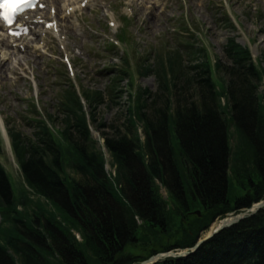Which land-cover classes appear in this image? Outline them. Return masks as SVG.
Segmentation results:
<instances>
[{
	"label": "trees",
	"instance_id": "16d2710c",
	"mask_svg": "<svg viewBox=\"0 0 264 264\" xmlns=\"http://www.w3.org/2000/svg\"><path fill=\"white\" fill-rule=\"evenodd\" d=\"M195 39L165 46L153 63L127 53L105 91L79 96L65 83L52 113L31 107L30 136L9 128L23 183L0 162V264H141L193 248L215 220L264 200V68L235 39L215 63ZM135 74L155 77V100L131 93L125 130L112 128L99 148L88 116L94 123L120 100L125 80L133 89ZM234 189L245 194L232 204ZM156 264H264V209L195 254Z\"/></svg>",
	"mask_w": 264,
	"mask_h": 264
},
{
	"label": "rangeland",
	"instance_id": "374dc122",
	"mask_svg": "<svg viewBox=\"0 0 264 264\" xmlns=\"http://www.w3.org/2000/svg\"><path fill=\"white\" fill-rule=\"evenodd\" d=\"M60 2L61 7L69 5V0ZM71 5L76 9L78 4ZM63 12L64 8L58 16L63 33L48 34L43 37L44 44L39 38L27 42L25 50L11 52L12 43L4 41L5 45H9L6 49L9 52L8 61H0V65L4 66L3 69L0 67V161L17 185L23 183V178L11 149L8 126L30 136L33 131L27 121L32 105L41 113H52L61 85L68 83L69 79L73 80L79 91H105L110 82L109 69L119 65L124 55L122 48H108L109 43L117 44V34L124 19L128 20L124 22L128 25L127 36L132 44L130 53L133 63L149 55L150 63H153L159 50L165 46H179L185 42V38L192 37L198 41V47L202 45L208 50L213 61L217 57L224 61L223 46L230 38H235L250 48L254 60L264 68V0H96L87 8L76 11L70 18L64 19ZM226 13L231 19L230 23L227 22L230 19ZM111 24L115 27H110ZM28 45L31 47L27 48ZM66 57L70 62L67 66L64 64ZM129 84V80L123 83L120 100H115L109 106H100L96 113L91 135L99 148L104 146L106 136L112 135V128L125 130L123 124L127 118L131 93L137 89H147L151 93L149 104L155 100L154 95L158 91L155 77H136V89H132ZM258 94H264L263 85L259 87ZM155 107L158 108V103ZM100 125H104L103 128ZM139 132L144 140L141 125ZM103 152L107 161L106 169L113 176L115 168L110 155L105 148ZM159 187L163 198L168 203L172 202L169 191L160 183ZM244 194V191L234 189L229 200L233 204L236 198ZM263 201L232 213L240 214ZM192 208L189 214L199 211L201 217V211ZM220 220H215L209 230L201 234V239H205L213 227L219 226ZM77 239L81 241L79 235ZM183 251L171 252L178 254Z\"/></svg>",
	"mask_w": 264,
	"mask_h": 264
},
{
	"label": "water",
	"instance_id": "95a60500",
	"mask_svg": "<svg viewBox=\"0 0 264 264\" xmlns=\"http://www.w3.org/2000/svg\"><path fill=\"white\" fill-rule=\"evenodd\" d=\"M264 208V201L254 205L251 209H247L243 212L237 213V214H228L227 218L229 217H233L234 220L228 224L222 223L224 222V220L221 221L219 227L212 233V235H210L208 238L202 239L200 240L193 248L191 249H186L181 253H174V252H170V253H165V254H158L154 257H151L149 260L141 263V264H155L157 263L159 260L163 259V258H168V257H172V258H178V257H188L191 256L193 254H195L199 248L205 244L206 242H208L210 239H212L214 236H216L218 233H220L223 230L229 229L237 224H239L241 221L250 218L254 215H256L257 213H259L262 209ZM196 215L200 216V212L197 211L195 213Z\"/></svg>",
	"mask_w": 264,
	"mask_h": 264
},
{
	"label": "snow or ice",
	"instance_id": "6c2138e0",
	"mask_svg": "<svg viewBox=\"0 0 264 264\" xmlns=\"http://www.w3.org/2000/svg\"><path fill=\"white\" fill-rule=\"evenodd\" d=\"M31 6L32 0H0V18L11 24L18 13Z\"/></svg>",
	"mask_w": 264,
	"mask_h": 264
},
{
	"label": "bare ground",
	"instance_id": "6f19581e",
	"mask_svg": "<svg viewBox=\"0 0 264 264\" xmlns=\"http://www.w3.org/2000/svg\"><path fill=\"white\" fill-rule=\"evenodd\" d=\"M55 1H57V0H55ZM4 31H3V29L1 28V26H0V38L2 37V33H3ZM4 40L5 39H1L0 40V44L3 46V45H5L4 44ZM3 49H7V48H3ZM13 51H15V50H13ZM0 54H2V56H4V59H6L7 58V53L6 52H3V51H1L0 52ZM7 61H8V59H7ZM10 66V65H9ZM8 66V67H9ZM0 67L3 69L4 68V66H2V65H0ZM0 72L2 73V71H1V69H0ZM234 220V218L233 217H229V218H227L226 220H224V222H222V223H225V224H228V223H230V222H232ZM221 223V224H222ZM218 226V225H217ZM213 227L212 229H211V231L208 233V235H207V237L206 238H208L210 235H212V233L219 227Z\"/></svg>",
	"mask_w": 264,
	"mask_h": 264
},
{
	"label": "flooded vegetation",
	"instance_id": "af4514ba",
	"mask_svg": "<svg viewBox=\"0 0 264 264\" xmlns=\"http://www.w3.org/2000/svg\"><path fill=\"white\" fill-rule=\"evenodd\" d=\"M188 214H189V212H188Z\"/></svg>",
	"mask_w": 264,
	"mask_h": 264
}]
</instances>
